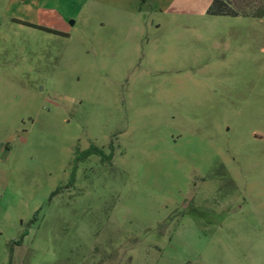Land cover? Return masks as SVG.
I'll list each match as a JSON object with an SVG mask.
<instances>
[{
    "label": "rangeland",
    "instance_id": "obj_1",
    "mask_svg": "<svg viewBox=\"0 0 264 264\" xmlns=\"http://www.w3.org/2000/svg\"><path fill=\"white\" fill-rule=\"evenodd\" d=\"M37 1L0 0V264H264L261 10L59 35Z\"/></svg>",
    "mask_w": 264,
    "mask_h": 264
},
{
    "label": "crops",
    "instance_id": "obj_2",
    "mask_svg": "<svg viewBox=\"0 0 264 264\" xmlns=\"http://www.w3.org/2000/svg\"><path fill=\"white\" fill-rule=\"evenodd\" d=\"M195 0H38L36 5L41 18L36 24L61 33H68L70 24L68 19L86 17L97 19L107 14L110 22L123 21L122 16H133L141 22L140 16H146L152 12L160 14L169 11H182L193 6ZM214 12H225V14H210ZM244 9H253V16H257V10H261L264 16V0H210L207 7V14L211 16H239ZM245 14L244 12L242 15ZM248 14V13H247ZM114 15V17L112 16ZM139 17V18H138ZM34 24V23H32ZM160 26V23H156ZM6 138L0 139V152H4ZM7 170L0 168V236L8 224L9 208L6 199H18L17 193L8 186ZM20 226V225H19ZM17 248L20 245L15 244ZM15 250V249H14ZM14 251H12L13 257Z\"/></svg>",
    "mask_w": 264,
    "mask_h": 264
},
{
    "label": "trees",
    "instance_id": "obj_3",
    "mask_svg": "<svg viewBox=\"0 0 264 264\" xmlns=\"http://www.w3.org/2000/svg\"><path fill=\"white\" fill-rule=\"evenodd\" d=\"M210 14H225V12H214L213 9L209 10ZM24 24L28 25V26H32V27H36L39 28L41 30H44L46 32H50V33H54V34H59V35H64V33L58 32L56 30L41 26V25H37V24H32V23H28V22H24ZM98 155L101 156L104 159H107L106 154L104 153L103 150H101L100 148L91 145L87 150L83 151L82 156L79 159H85L87 157H89L90 155ZM74 176V174H73ZM59 191V189L55 190L52 195H55L57 192ZM12 254V253H11Z\"/></svg>",
    "mask_w": 264,
    "mask_h": 264
}]
</instances>
